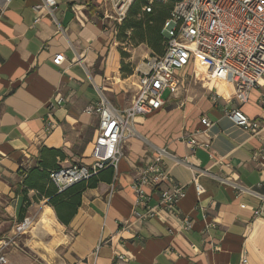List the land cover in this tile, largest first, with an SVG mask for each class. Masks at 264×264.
Instances as JSON below:
<instances>
[{"label":"crops","instance_id":"0c3cea01","mask_svg":"<svg viewBox=\"0 0 264 264\" xmlns=\"http://www.w3.org/2000/svg\"><path fill=\"white\" fill-rule=\"evenodd\" d=\"M55 1L62 35L48 17L34 24L32 6L41 0H12L0 16V239L12 235L22 181L32 169L91 164L98 120L84 110L118 73L108 28L120 26L105 19L99 0ZM56 55L63 57L58 66ZM194 72H178L176 96L134 119L135 134L124 141L111 182L85 189L67 225L26 189L23 216L34 225L3 248L7 264H264V205L255 196L264 197V78L242 104L231 84ZM126 93L108 96L125 101ZM235 109L257 123V134L233 124ZM154 147L170 155L163 159L170 182L183 185L185 196L167 213L156 207L157 192L144 187L156 215L137 219L144 209L134 205L132 184Z\"/></svg>","mask_w":264,"mask_h":264},{"label":"built area","instance_id":"2783aa9c","mask_svg":"<svg viewBox=\"0 0 264 264\" xmlns=\"http://www.w3.org/2000/svg\"><path fill=\"white\" fill-rule=\"evenodd\" d=\"M12 0H0V16ZM141 1V12L152 13L157 9L168 11L160 35L162 53L146 60L144 68L134 84L135 93L129 107L118 109L100 94L98 102L89 105L84 112L97 117L98 125L92 144L91 164L72 165L50 173V181L60 193L68 187L89 179L101 169H115L123 157L124 141L135 134L134 119L149 115L163 108V95L173 99L182 83L177 73L191 68L193 74L197 68L203 69L208 82L220 81L233 86L235 98L245 103L250 90L263 84L264 78V0H99L105 19L121 26L129 8ZM55 0H41L32 6L36 18L34 24L48 17L56 33L64 34V29L55 17ZM62 55H56L52 63L60 65ZM61 99L57 101L59 104ZM229 117L233 124L250 134L260 130L256 122L250 121L238 109L231 110ZM207 128L209 122L200 119ZM194 145L195 142L190 140ZM152 162L132 184L134 205L144 209L137 219L155 217V208L149 206V197L144 187H150L157 196L156 207L171 213L172 208L184 198V186L170 182L163 159L170 155L164 148H153ZM165 185L166 187L161 189ZM243 192H254L242 189ZM198 195L202 189L195 183ZM264 205V197L255 195ZM261 210L254 215H260ZM34 219L23 216L14 223L12 235L0 239V264H7L2 253L4 247L14 245L15 239L32 229ZM191 223L183 221L182 228ZM241 264H246L242 260Z\"/></svg>","mask_w":264,"mask_h":264},{"label":"trees","instance_id":"16d2710c","mask_svg":"<svg viewBox=\"0 0 264 264\" xmlns=\"http://www.w3.org/2000/svg\"><path fill=\"white\" fill-rule=\"evenodd\" d=\"M133 6L134 5L129 8L126 19L122 23V30L128 29L133 32H138L141 41L150 45L154 52L161 55L163 39L160 35V31L162 23L168 15V11L165 9H157L158 11L163 12L162 15H156L155 10L152 13H143L141 12V6V13H139V10L138 12H135ZM135 15H140V19H133V16ZM151 23L154 25H150ZM160 45L161 47L159 49ZM58 169L60 168L50 169L49 172H40L37 169H32L22 181L25 189L19 192V196L26 198V189H35L38 197H44L47 200L48 205L54 209L57 220L61 224L67 225L75 215L76 209L80 204L81 193L85 189L95 188L99 182H111L114 170L112 167L101 169L96 175L91 176L89 179L78 182L58 193L56 187L49 178L50 173ZM33 177H36V179ZM22 216L23 208H21L18 213V220H20Z\"/></svg>","mask_w":264,"mask_h":264},{"label":"rangeland","instance_id":"374dc122","mask_svg":"<svg viewBox=\"0 0 264 264\" xmlns=\"http://www.w3.org/2000/svg\"><path fill=\"white\" fill-rule=\"evenodd\" d=\"M133 9L135 12L139 10L142 6L141 1L135 2L133 4ZM156 15H162V11L155 10ZM140 15L133 16V19H140ZM150 25H154L151 23ZM123 24L117 28L114 25L109 26L108 35H109V43L114 47L115 51L118 53L119 61H118V73L116 74L113 81L106 82L107 84L102 85L100 88L104 97L116 108L121 106H128L130 100L133 96V83L136 80V76L139 75L138 71L144 68L146 60L151 57L157 56L158 53L154 52L150 45L145 42H142L140 39V35L138 32H133L128 29H123ZM161 45L159 46L160 49ZM130 74V76H128ZM125 78V79H123ZM117 81V84H112L114 81ZM122 80H126L125 82L120 83ZM125 90L126 100L122 101L115 100L112 101L108 94L117 95L122 90ZM112 93V94H111ZM168 93L163 95V99H167ZM171 103V101H170Z\"/></svg>","mask_w":264,"mask_h":264},{"label":"water","instance_id":"95a60500","mask_svg":"<svg viewBox=\"0 0 264 264\" xmlns=\"http://www.w3.org/2000/svg\"><path fill=\"white\" fill-rule=\"evenodd\" d=\"M22 204H23V197L20 196L17 198L16 209H15L16 215H18L20 209L22 208Z\"/></svg>","mask_w":264,"mask_h":264},{"label":"bare ground","instance_id":"6f19581e","mask_svg":"<svg viewBox=\"0 0 264 264\" xmlns=\"http://www.w3.org/2000/svg\"><path fill=\"white\" fill-rule=\"evenodd\" d=\"M49 213V212H48ZM50 224V223H49Z\"/></svg>","mask_w":264,"mask_h":264}]
</instances>
